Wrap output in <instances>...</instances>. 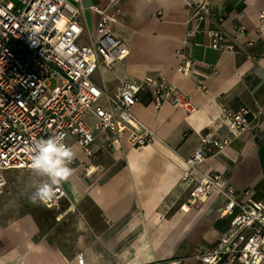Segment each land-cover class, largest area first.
I'll return each instance as SVG.
<instances>
[{
    "label": "crops",
    "instance_id": "1",
    "mask_svg": "<svg viewBox=\"0 0 264 264\" xmlns=\"http://www.w3.org/2000/svg\"><path fill=\"white\" fill-rule=\"evenodd\" d=\"M110 1L78 4L83 43L95 37L99 15L91 6L105 7ZM117 1L113 34L128 43L130 53L113 69L95 72V83L112 93L122 79L151 76L188 94L197 110L189 113L168 102L157 108L147 89L133 112L164 143L135 147L107 132L96 137V157L88 159L70 137L77 163L62 183L66 196L59 207H46L55 217L43 219L29 211L31 204L17 187H8L9 171L24 169L6 171L7 186L0 195V264H79V254L84 264H177L199 248L213 247L230 226L232 216L217 212L221 196L190 200L203 175L221 173L239 198L250 189L253 199L264 201V122L208 154L187 177L185 164L201 136L217 123L221 104L233 111H264V24L258 29L264 0H209L207 10L193 19L195 10L187 0ZM216 27L229 35L242 28L239 43L251 40L248 50L255 58L242 50L211 48L206 32ZM178 51L193 60L189 74L176 71ZM216 134L223 138L231 132L221 125ZM184 264L201 263L189 258Z\"/></svg>",
    "mask_w": 264,
    "mask_h": 264
},
{
    "label": "built area",
    "instance_id": "2",
    "mask_svg": "<svg viewBox=\"0 0 264 264\" xmlns=\"http://www.w3.org/2000/svg\"><path fill=\"white\" fill-rule=\"evenodd\" d=\"M209 0L186 4L195 10L190 19L207 10ZM81 0H0V195L7 186L6 171L31 169V146L35 140L63 133L84 151L88 159L96 157V137L114 132L119 140L126 138L135 147L164 141L133 112L141 93L150 90L152 102L160 108L168 102L189 113L197 110L191 97L172 83H162L151 76L122 79L110 93L95 83L93 75L100 68L113 69L130 53L128 43L113 34L120 8L117 0L105 7L91 6L99 15L93 41L83 43L84 28L80 22ZM201 18V17H200ZM264 24L259 13L258 29ZM211 48L236 53L248 50L253 42L241 45L242 28L229 35L221 28L207 30ZM193 32L189 31L188 35ZM176 71L189 74L193 60L178 51ZM58 82L53 91L51 81ZM198 89L208 92L204 85ZM264 122V111L249 108L238 111L220 105V114L212 131L202 135L198 148L185 160L187 176L213 151H221L246 131L258 130ZM225 125L231 135L220 138L216 131ZM77 163V157L70 167ZM63 181L54 186V196L42 200L48 208L59 207L66 196ZM211 193L222 197L217 212L232 216L229 228L221 233L215 245L198 249L190 257L201 264H262L264 262V201L251 197L246 189L239 198L235 186L221 173H209L191 189V201H205ZM78 263L84 264L82 254Z\"/></svg>",
    "mask_w": 264,
    "mask_h": 264
},
{
    "label": "clouds",
    "instance_id": "3",
    "mask_svg": "<svg viewBox=\"0 0 264 264\" xmlns=\"http://www.w3.org/2000/svg\"><path fill=\"white\" fill-rule=\"evenodd\" d=\"M65 140L63 133H56L47 139L33 142L30 168L34 174L47 177L30 196L33 202L37 199L50 200L55 194L54 186L66 181L72 174L70 164L75 159L76 152Z\"/></svg>",
    "mask_w": 264,
    "mask_h": 264
},
{
    "label": "rangeland",
    "instance_id": "4",
    "mask_svg": "<svg viewBox=\"0 0 264 264\" xmlns=\"http://www.w3.org/2000/svg\"><path fill=\"white\" fill-rule=\"evenodd\" d=\"M50 88L56 91L58 88V82L54 79L51 81ZM8 187H17L19 193L25 197L31 206L28 208L29 211L44 217H55V211L46 208L41 200L37 199L33 202L30 196L36 191L37 187L47 180V177L38 176L32 172L31 169L24 170H11L8 173Z\"/></svg>",
    "mask_w": 264,
    "mask_h": 264
}]
</instances>
